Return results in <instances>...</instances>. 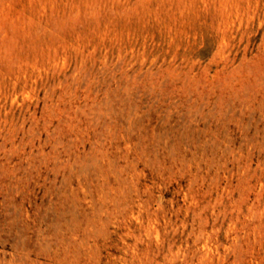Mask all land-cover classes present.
<instances>
[{
	"label": "rangeland",
	"instance_id": "374dc122",
	"mask_svg": "<svg viewBox=\"0 0 264 264\" xmlns=\"http://www.w3.org/2000/svg\"><path fill=\"white\" fill-rule=\"evenodd\" d=\"M0 264H264V0H0Z\"/></svg>",
	"mask_w": 264,
	"mask_h": 264
}]
</instances>
